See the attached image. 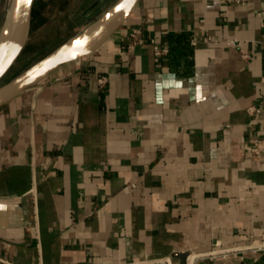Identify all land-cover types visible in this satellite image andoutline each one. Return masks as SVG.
Returning <instances> with one entry per match:
<instances>
[{
    "label": "crops",
    "instance_id": "0c3cea01",
    "mask_svg": "<svg viewBox=\"0 0 264 264\" xmlns=\"http://www.w3.org/2000/svg\"><path fill=\"white\" fill-rule=\"evenodd\" d=\"M116 1L34 0L29 38L51 52ZM263 139L264 0H139L0 106V263L210 264L264 243Z\"/></svg>",
    "mask_w": 264,
    "mask_h": 264
},
{
    "label": "water",
    "instance_id": "95a60500",
    "mask_svg": "<svg viewBox=\"0 0 264 264\" xmlns=\"http://www.w3.org/2000/svg\"><path fill=\"white\" fill-rule=\"evenodd\" d=\"M33 1H9L0 26V81L18 61L27 44ZM138 2L139 0H117L96 20L0 85V106L36 86L60 66L95 53L126 23Z\"/></svg>",
    "mask_w": 264,
    "mask_h": 264
},
{
    "label": "rangeland",
    "instance_id": "374dc122",
    "mask_svg": "<svg viewBox=\"0 0 264 264\" xmlns=\"http://www.w3.org/2000/svg\"><path fill=\"white\" fill-rule=\"evenodd\" d=\"M9 1L10 0H0V26L2 24ZM49 36L50 34L46 32H41L38 34L32 33L20 58L13 65L6 76L0 81V85L4 84L8 79L11 80L17 74L28 68L33 63L37 62L48 50L54 48L53 45L48 43L50 38Z\"/></svg>",
    "mask_w": 264,
    "mask_h": 264
},
{
    "label": "built area",
    "instance_id": "2783aa9c",
    "mask_svg": "<svg viewBox=\"0 0 264 264\" xmlns=\"http://www.w3.org/2000/svg\"><path fill=\"white\" fill-rule=\"evenodd\" d=\"M230 2H236V3H244L246 0H228ZM139 34V31L134 30L132 32L131 37L135 39V37ZM192 46H196L197 43L195 41L191 42ZM156 55H166L167 50L166 49H155ZM250 152L254 155H258L260 153H264V139L257 141L253 143L250 148ZM247 252H264V243L261 244H252L248 245L246 247L242 248H234V249H229V250H221L220 252L217 253H209L206 255H202L199 257L200 260H208L210 264H220L219 259H225L230 256H242L243 254Z\"/></svg>",
    "mask_w": 264,
    "mask_h": 264
},
{
    "label": "trees",
    "instance_id": "16d2710c",
    "mask_svg": "<svg viewBox=\"0 0 264 264\" xmlns=\"http://www.w3.org/2000/svg\"><path fill=\"white\" fill-rule=\"evenodd\" d=\"M50 50H51V49H50ZM50 50H48L45 54H43V55L41 56V58H42L43 56H45L46 54H48V52H50ZM9 80H10V79L6 80L5 83L8 82Z\"/></svg>",
    "mask_w": 264,
    "mask_h": 264
}]
</instances>
